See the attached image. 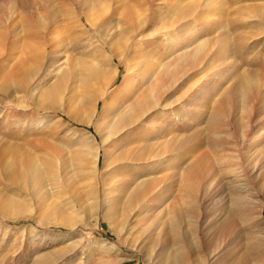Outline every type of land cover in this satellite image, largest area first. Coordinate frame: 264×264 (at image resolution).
I'll return each instance as SVG.
<instances>
[{
    "label": "rangeland",
    "instance_id": "1",
    "mask_svg": "<svg viewBox=\"0 0 264 264\" xmlns=\"http://www.w3.org/2000/svg\"><path fill=\"white\" fill-rule=\"evenodd\" d=\"M204 41L201 64L187 69L161 97L172 103L168 108L103 145L96 136L99 207L88 194L90 177H72L68 184L52 177L59 174L56 159L71 136L93 131L70 119L68 110L78 118H97L119 87L143 91L156 69L152 64L171 62ZM61 66L72 68L75 79L90 66L101 68L107 80L116 69L119 75L94 111L91 103L105 79L91 80L84 100L70 98L64 90L70 81L57 79ZM126 66L128 85L122 82ZM248 70L263 88L264 0H0V264H264V158L247 157L252 151L264 154V97L252 88L240 110L239 97L217 103L215 95ZM49 88L57 94H42ZM213 108L217 121L210 128ZM240 121L249 123L243 143ZM86 130L82 148L90 152ZM126 141L132 147L155 143L138 157L162 154L104 167ZM195 156L210 162L224 156L235 168H226L231 177L204 201L180 174ZM34 166L44 181L28 177ZM111 171L115 183H107V200L103 177ZM233 177L248 183L250 194L227 182ZM136 178L156 181L158 198L146 215L132 212L124 220L121 199L115 200L124 190L115 191L121 189L115 184ZM165 201L170 212L155 216ZM190 205H198L193 214Z\"/></svg>",
    "mask_w": 264,
    "mask_h": 264
},
{
    "label": "bare ground",
    "instance_id": "2",
    "mask_svg": "<svg viewBox=\"0 0 264 264\" xmlns=\"http://www.w3.org/2000/svg\"><path fill=\"white\" fill-rule=\"evenodd\" d=\"M137 25L139 26V24H137ZM138 26H135V27H138ZM226 36L230 37L229 35H226ZM206 45H208V43L204 41V42L199 43L198 45L194 46L190 50L186 49L185 52L179 54L171 62H166V63L160 62L158 65L152 64L156 69L153 71V74L151 75L152 77L149 81V84L147 85V87L143 91L135 93V92H131L132 90L129 86L122 87V88L119 87L118 93H115L111 97V98H113V103H111L112 105L111 104H109L107 106L103 105L102 111L97 118H95L96 116L93 114L89 115L88 117H82L81 116L80 118H78L76 115L70 114V111L68 110L67 115L70 119H72V120H74L80 124L82 123L83 125H85L88 128H90V127L93 128V131L86 130L85 128L81 129L84 131L86 130V133L84 135H86L87 138L89 139V142H90L89 147L92 149L90 150V152H86L89 148H87L86 151L82 148V146H83V139H82L83 133H82V131L81 130L79 131V132H81L82 136L74 135V134H76L77 131H73L74 136H71L72 139H70L69 145L65 144V148H63V149H65V154H62L61 156H59V158L56 159V160H58L57 169L59 171L58 172L59 174H56V175L53 174L52 177H57V178L61 177L59 179H64V180H62V182H64L65 184H68L72 177L78 176V181L83 180L84 178L90 177V180H92V181L89 182L88 184H86L88 186V194L91 195L90 198L92 200H94L93 205H94V207L97 208L98 199H97V195H96V191H97L96 190L97 189L96 188V183H97L96 172H97V166H98V159H99V155H100V148L98 145H96V144H98V143H96V136H99L100 143L103 145V144L111 141L113 138L124 133L125 131L129 130L130 128L134 127L135 125L140 124V122H142V120L146 116H148L150 113H152L153 111H157V110H159V108H163V107L167 106V104L168 105L172 104L170 102L169 103H167V102L163 103L162 101H160L161 97L164 94H166V92L168 91V89L170 87H173V85H175L177 83V81L181 78V76L184 74V72L187 71V69L191 68L192 66L194 67V65H196V64H199V63L201 64V62L203 61V56L206 52V50H204V49L206 47H208ZM218 47H219V45H218ZM210 52H212V51H210ZM227 59H228V57L226 58V60ZM209 60H211V58H208V61ZM220 60H222V59H220ZM223 63H226V62L224 61ZM130 69L131 68L129 66H126V68L123 72L122 82L124 85L129 84L130 79L128 76V74H129L128 71ZM226 70H227V68H226ZM58 71H61L60 74L57 76L58 81L63 82V83H66V81H70L69 83L67 82V85L65 86V89H64V90L67 89V91L69 92V97L70 98H73V97L78 98L80 100H84L85 97H89V94H90L91 88H92L90 85L91 80H93L95 78L99 79V77L101 78L104 75V71L101 68H99L98 66H94V67L90 66V68H87V71H85L84 73L82 72V74H81V72H76L77 74H80L78 79H75V72H73L74 70H72V68H69V69L66 68L65 69L61 66ZM245 71H247V70H245ZM253 72L254 71H252V74L250 73V71L243 73L241 78L235 84H233V86L226 87V88L220 86L215 93V95H217L216 102L217 103L226 102V101H228L229 96L234 95L236 97H239L240 105L242 106V107L240 106V110H242L243 106L246 104V100H247L246 97L248 96V98H250L249 91L252 88L256 89L258 92V95H261L262 99H263L264 87L263 88L261 87V83H260L258 77L256 76V72H255V74ZM112 74H113V76L110 77L108 80L105 77H103V80L105 79V81H102V84H101L102 89H99L98 92H96L95 97L91 103L94 111L97 109L96 107L98 105L99 99L103 95V92L107 88H109V86L116 79H118L119 70H117V69L114 70V73H112ZM57 87H58V85H57ZM231 87H233V88L229 91V89ZM53 88H49L47 91H44L42 94H48L50 96L55 95L56 92L54 90H52ZM61 97H64V95H62ZM67 99H68V97H67ZM81 102H84V101H81ZM249 102H251V101H249ZM71 103H72V101L70 100V104ZM251 107L252 106L250 105L249 111H251ZM167 108H168V106H167ZM212 111L213 112L210 114V116L207 120L209 125H210V128L217 121V116H216L217 113L215 115L214 108ZM155 114H157V113H155ZM181 116H182V114H181ZM148 122L149 121L146 120L143 123L149 124ZM238 125H241V128H242V135L240 136V139L243 143L247 138L246 134L244 133L243 130L249 126V123H248V121H246V122L240 121ZM228 135H230V134H228ZM67 139H69V138H67ZM218 139L219 138L216 136L214 138V140H212V141L217 142ZM250 143H251V141L249 142V144ZM165 144H167V143H165ZM76 145L78 146L77 149H75V150L70 149V146L73 147ZM148 145L154 146L155 143L147 144V143H145V141H141L132 147L131 141H126L123 145L119 146V149H118V152L116 153V155L114 157L112 156L110 158V160L108 161V163L104 162L103 166L108 167L110 164L111 165L113 164V167L116 168V164H117L116 162H120V163L122 162L121 164H125V162L131 163V164H137L141 160H144V161L151 160L153 157L159 156L162 154V153L157 152L154 154L149 153L144 157H138L139 153H143L146 151V147ZM157 147H158V144H156L155 148H157ZM259 153H260V151H259ZM72 154L75 155V157L76 156L77 157L72 158L70 156ZM247 154L249 155L247 157L248 158L253 157V159H251V160L252 161L255 160V162L257 160H259L260 158H264V154H259V155L257 154L258 156H256L255 151L254 152L252 151V152L247 153ZM65 155H67L68 157H65ZM87 155H89L90 158H88ZM247 157H246V159H248ZM226 158L227 157H224V156H218V157H215L210 162V159L206 156H203L200 159H198L196 157V158L191 159L187 163V166L182 168V170L180 171L182 178L187 176V180H190V184L192 185V188H193L194 192L196 193V196L198 197V195H199V198L197 199L198 201H199V199L204 201L205 199H207L208 197L211 196L213 191L215 192L218 189L220 190V188H221L220 182L223 180V178L225 176L231 177V175L229 173H226V171H225L226 168H229L228 170H230V171H235V168H231V164L227 163ZM235 158L241 159L242 156L240 154H238V156H235ZM87 164H90V165L87 166ZM252 164H253V162H252ZM246 165L249 166V163H247ZM85 166H87V167H85ZM216 167H218V168H216ZM254 167H255V164H254V166H252V169ZM241 168H243V166ZM114 170L115 169L113 168V171ZM113 171H111L109 174L107 173L106 176L103 177L104 183H106L105 185H107V183H112V182L115 183V181H112V178H114V176H115ZM54 172H56V171H54ZM236 175L240 176V174H238V173H236ZM236 175H235V177H236ZM41 176H42V172L39 171L36 166L32 167L31 170H29V172H28V177L31 180H37L40 182L44 181V179ZM248 176H250V175H248ZM235 177L228 180L227 182H234L235 183L234 187L239 192L245 191L247 194H250L251 189L249 188L248 183L236 182V181H241L242 179H237ZM192 178H194V179L191 180ZM49 179L50 178H48L47 180H49ZM76 181H77V179H76ZM198 184L201 185L200 189L198 188ZM115 185L121 186V189H115V191H123L124 190L119 198L115 197V200L121 199V204H122L121 207L123 206V209H120V210H122V214L125 215V217L130 215L132 212L133 213L138 212V214L143 213L146 215L150 210L149 208H151V203L154 202V200H156V198H158V196H157L158 194L155 193V189L157 188V182L156 181L153 182V181H149V179H137L136 178L134 181L131 182V181L119 179L116 181ZM78 186L80 187V185H78ZM222 186L224 187V184ZM89 187L91 188L90 190H89ZM80 188H78V189H80ZM108 189L109 188L107 185L104 188V196H105V199H107V200L110 199V192H111ZM111 190H112V188H111ZM189 191H191V190H189ZM189 191H187L185 193H187V194L192 193L193 194L192 191L191 192H189ZM197 192H199V194H197ZM235 195H236V193H235ZM239 198H238V200H239ZM118 201H120V200H118ZM195 203L198 204V202H195ZM168 204H169V202L164 203L163 207L159 209L158 213L155 216H158L161 212H163V215H165V214L167 215L170 212L169 210L167 211V205ZM111 205L112 204H110V207H111ZM199 206H200V203H199ZM197 208H198V205L197 206L196 205H194V206L190 205V209L188 211H190L193 214V211H196ZM230 209H232V208H230ZM179 210H178V212H179ZM164 211H165V213H164ZM176 211L177 210H175L174 212H176ZM221 211H222V209H221ZM184 212L186 213V211H184ZM128 218H129V216L127 218H124V220L128 219ZM174 218L177 219L176 217H174ZM147 224H149V223H147ZM157 227H158V225H157Z\"/></svg>",
    "mask_w": 264,
    "mask_h": 264
}]
</instances>
